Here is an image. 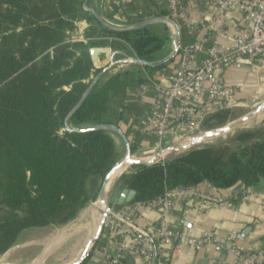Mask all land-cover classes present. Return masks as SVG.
I'll list each match as a JSON object with an SVG mask.
<instances>
[{
    "label": "trees",
    "instance_id": "obj_1",
    "mask_svg": "<svg viewBox=\"0 0 264 264\" xmlns=\"http://www.w3.org/2000/svg\"><path fill=\"white\" fill-rule=\"evenodd\" d=\"M85 2L0 0V253L24 229L72 219L96 198L102 179L118 159L119 145L111 131L65 130L66 116L105 68L95 66L105 62L97 59L94 64L91 50H118L126 42L137 58L153 62L151 54L161 48L160 39L149 35L150 26L118 31L99 24L100 34L110 40L94 38L90 27L85 41H68L76 21H96L84 9ZM154 41L158 45L146 50ZM99 57L103 60L105 54ZM134 69L142 67L101 76L69 118V127H119L126 89L145 81ZM115 107L118 114L112 118ZM253 138L250 133L241 135L237 144L246 145ZM263 179L264 138L239 154L213 146L193 148L166 162L136 167L122 182L136 193L130 204H146L178 187L252 189Z\"/></svg>",
    "mask_w": 264,
    "mask_h": 264
},
{
    "label": "crops",
    "instance_id": "obj_2",
    "mask_svg": "<svg viewBox=\"0 0 264 264\" xmlns=\"http://www.w3.org/2000/svg\"><path fill=\"white\" fill-rule=\"evenodd\" d=\"M182 2L187 8L188 20L185 23H178V46L187 45L203 35L214 8V5L207 1L182 0ZM229 2L233 8L227 16L218 21L213 32L212 41L218 44H230L229 41L218 38L217 33L221 30L228 36L244 34L248 31L247 23L235 7L238 0H229ZM150 5V0L86 1V8L93 10L101 22L118 30L139 26L158 16L157 9ZM101 22L96 20L93 23L98 26ZM90 26L91 24L87 22H79L73 32L72 40H86L84 35ZM170 42L174 50L175 41ZM98 49L101 50L98 53V62L101 63L99 55L104 50ZM109 51L112 53L111 50ZM115 54L119 56V52H114V57ZM108 56L109 54L104 60L105 63L108 61ZM178 65L177 53L163 69L146 68L145 81L126 89L119 108L118 126L131 147L137 148V151H149L155 141L151 129L145 124V117L153 99V91L148 86V80L166 81ZM249 71V67H230L221 72L220 78L226 84L241 86L240 97L264 90V73L248 76ZM204 186L208 185L204 184ZM236 187L220 190V194L233 196ZM249 191L250 194L247 196H233L227 204L216 206L202 207L197 200L175 198L166 218L170 229L194 238H200L207 233L211 242L203 247L185 245L178 253H174L170 246L160 245L149 260L140 256L136 250H132L122 264H237L233 250L250 252L264 247V179ZM112 214V220L118 215L129 217L134 224L144 230L154 229L162 219V210L158 201L117 205ZM229 236L232 237V243L227 241ZM135 238L136 235L124 223L115 219L112 226L105 228L100 243L84 264H98L103 253L113 256L118 251V244L133 241Z\"/></svg>",
    "mask_w": 264,
    "mask_h": 264
},
{
    "label": "built area",
    "instance_id": "obj_3",
    "mask_svg": "<svg viewBox=\"0 0 264 264\" xmlns=\"http://www.w3.org/2000/svg\"><path fill=\"white\" fill-rule=\"evenodd\" d=\"M196 1H207L214 5L205 32L187 45L178 46V68L166 81L148 80L153 99L145 117V124L155 138L152 154L164 150L171 139L175 140L176 137L178 140L177 135L183 130L188 131L184 138L188 140L206 133L203 128L210 116L238 106L242 87L224 83L220 78L224 69L249 67L248 76L264 73V0H238L235 7L247 23L248 31L235 36H228L223 30L219 31L218 38L229 41L228 45L213 42L212 36L218 21L227 16L233 5L229 0ZM150 2L159 14H163L161 17L170 18L177 23L187 22L188 12L182 0ZM236 186L233 196L250 194L249 189L243 185ZM233 196H223L219 189L204 185L166 191L157 200L162 210V219L151 230L141 229L129 217L115 216L136 238L118 244V251L114 256L103 253L98 264H122L132 250L149 260L160 245L170 246L174 253H178L185 245L203 247L209 244L211 238L207 233L200 238H194L170 229L166 218L172 201L175 198L194 199L205 207L225 205ZM114 220L109 215L104 222V228L112 226ZM227 241L232 243V237H227ZM233 253L237 264H264V247L250 252L233 250Z\"/></svg>",
    "mask_w": 264,
    "mask_h": 264
},
{
    "label": "rangeland",
    "instance_id": "obj_4",
    "mask_svg": "<svg viewBox=\"0 0 264 264\" xmlns=\"http://www.w3.org/2000/svg\"><path fill=\"white\" fill-rule=\"evenodd\" d=\"M151 5L154 6L153 4ZM85 10L88 11L87 9ZM157 14L158 16L153 17L152 19L166 18L164 16L161 17L160 15H163V14H159V12ZM79 22H82V20L81 21L78 20L74 23L75 29H76V25ZM83 22H86V21H83ZM176 24L178 25L177 22ZM90 27L95 29L94 32L92 31L94 38H97L100 40H107V39L110 40L109 38L100 34V28L96 24L91 23ZM90 27H88L87 30H89ZM146 27H149L148 29L149 35L155 36L160 39L159 44L161 45V48L151 54V56H154L156 58V60L153 62L162 64V63L171 61V60H168V57L173 52V48L170 45L171 44L170 41L173 40V36H174L173 27L170 24H164V23H153ZM73 32L67 33V37L69 39L68 41H76V40H72ZM156 45H158L157 42L155 41L151 42L145 49L146 50L152 49ZM102 49L104 50L103 53L105 54V58L101 61L103 62L104 60H106V56L107 54H109L108 61L104 65L103 64L97 65V67L101 66L103 68V67H106L108 64L113 63L112 68L107 73H105L104 76H110L126 68H132L133 66H137L132 63V59H139V58L133 55V52L131 50V46L129 43L122 42L118 50L110 49L108 47L102 48ZM107 50L108 51L111 50L113 54L110 51L109 53L106 54L105 52H108ZM114 52L115 53L119 52V56L115 54L116 57H114ZM146 70L147 69H145V67H142V69H134V72L137 76L146 78V73H147ZM237 104L238 106L233 107L230 110L219 112L221 114V116L219 117H213L216 114L210 116L204 124L205 125V128H203L204 132H210V131L219 129L223 127L224 125L243 117L244 115L254 111L258 107L263 105L264 104V90L258 91V92H251L244 97H240L237 101ZM117 114H118V109L117 107H115L114 110L111 112V117L115 118L117 117ZM252 118L247 120L243 125H241V127L226 134L225 136L219 137L218 139L212 142L199 145L193 148L203 147V146H213L217 148H225L226 151L228 150V153L235 152L239 154L244 149L245 146L252 145L256 142V140L264 138V115L258 119H257V116H254ZM187 132L188 131H184V130L179 132L177 135L178 140H176V137H175L176 141L171 139L170 143L163 149H166L171 146L173 147L177 146L179 141H181L182 138L184 139L185 136L188 134ZM248 133L253 135L254 138L253 140H251L253 142H249L246 145L243 144L242 146L238 145L237 144L238 138L241 135L248 134ZM59 134H62V132H59ZM111 134L117 140L118 145H119V156L115 163L117 164L120 161H122L125 157V147H124L122 140L120 139L118 135H116L112 131H111ZM193 148H190L183 152L171 153L167 155L164 160L158 163H163L174 157L181 156ZM137 150H138L137 148L131 147L132 158L137 157L135 159H148L149 157L154 155L152 154L154 153V150H152V148H150L149 151H144V152L137 151ZM156 153H159V152L156 151ZM135 168L136 167H130L127 170H125L122 174L120 173L121 175L116 176L115 179L111 182V185L109 186V188L107 189L106 206L110 209V212H111V214H109L110 216H112V213H114V210L117 207L116 202H117V198H118V195L121 189L125 187L122 182L123 177L133 173L135 171ZM101 184H102V181L100 183V187H101ZM97 206H99L101 210V211L98 210L99 213L103 214V211H102L103 207L98 202H96V198H95L94 200L87 201L84 204V206H82L78 210L76 215L72 219L68 220L67 222L60 223V224L53 223V224H48L43 227H33V228L22 230L19 233L18 237L16 238L15 242L9 247V249L4 253H0V264H31L32 261L37 259L43 253L45 246L54 240L60 241V242L55 246V248L50 253H48L43 258L42 264H70L71 261L76 259V257H78L85 250L84 249L85 246L83 245L85 243L84 236H83L85 235L84 233L85 231L81 230V227H80L83 224V222H85V220H81L83 219L84 212L89 208H94V207L97 208ZM78 226L80 229L78 228ZM74 230H78L79 232L73 233ZM104 230L105 228L103 226L101 236ZM101 236L98 238L95 246L92 248L88 257L85 259V261L82 264L86 263L89 260V258L93 255V252L96 246L100 243ZM76 252L78 254L74 255V253Z\"/></svg>",
    "mask_w": 264,
    "mask_h": 264
},
{
    "label": "water",
    "instance_id": "obj_5",
    "mask_svg": "<svg viewBox=\"0 0 264 264\" xmlns=\"http://www.w3.org/2000/svg\"><path fill=\"white\" fill-rule=\"evenodd\" d=\"M84 8L87 9L88 11H90L94 17L96 18V20H98L99 22L100 19L99 17L94 13L93 10L86 8V2L84 4ZM153 23H164V24H170L173 29H174V36H173V40L175 41L174 44V50L172 52V54L168 57V60H172L175 55L178 53V45H177V41L179 40V26L176 24L175 21H173L172 19L169 18H154L151 20H148L142 24H140L139 26L130 28V29H122V30H118L115 29L107 24H105L104 22H101V24L109 29L112 30H118V31H128V30H132V29H139V28H144L148 25H151ZM100 49H93L91 50V56H92V60L94 63H96V60L98 59V53L100 52ZM108 51V50H107ZM132 63L134 65L137 66H142V67H148V68H153L156 65H158L159 63L156 62H148L142 59H132ZM113 66V63L108 64L97 76H95L91 83L89 84L87 90L85 91L84 95L82 96V98L79 100V102L77 103V105L71 110V112L66 116L65 120H64V125H65V130L68 132H76V133H87V132H91V131H96V130H109L114 132L116 135H118L120 137V139L122 140L124 147H125V157L122 161H120L119 163L115 164L110 170L109 172L104 176L103 180H102V184L101 187L98 191V194L96 196V202H98L103 208V218H102V222L95 234V236L89 240L87 247H86V251L84 254H82L80 256V258L74 262H71L70 264H82L85 259L88 257L90 251L92 250V248L95 246L96 241L98 240V238L101 236L102 230H103V226H104V222L107 218V216L109 214H111L110 209L106 206V193H107V189L110 186V183L114 177V174L116 172H118L121 169H125L127 170L130 167H140V166H150L153 165L155 163H158L162 160H164L166 158L167 155L171 154V153H176L180 150H188L190 148L199 146V145H203L209 142H212L216 139H218L219 137H223L226 134L236 130L237 128L241 127L242 124H244L247 120H249L250 118L258 115L261 111L262 108L264 107L263 105H261L260 107H258L257 109H255L254 111L244 115L243 117L234 120L226 125H224L223 127L210 131L211 134L208 136L203 137V135L197 136L195 138L189 139L187 141V143L183 144V142L186 140H181L177 146H171L168 147L164 150H162L159 153L154 154L153 156H151V160H146V159H136L134 160L132 158V154H131V146L129 141L127 140L126 136L124 135V133L121 131V129L117 126H113V125H107V124H100V125H96V126H91V127H85V128H70L68 125V120L69 118L72 116V114L81 106V104L84 102L85 98L89 95L91 89L93 88V86L96 84V82L98 81V79L103 76L105 73H107ZM207 133V132H206ZM205 133V134H206ZM182 144V145H181ZM163 155V156H162ZM124 170V171H125ZM123 171V172H124ZM122 172V173H123ZM121 173V174H122ZM120 174V175H121ZM136 196L135 191L130 190L127 187H124L121 189L118 198H117V202L116 204L118 206H123L125 204H129L131 203L134 198Z\"/></svg>",
    "mask_w": 264,
    "mask_h": 264
},
{
    "label": "bare ground",
    "instance_id": "obj_6",
    "mask_svg": "<svg viewBox=\"0 0 264 264\" xmlns=\"http://www.w3.org/2000/svg\"><path fill=\"white\" fill-rule=\"evenodd\" d=\"M264 106V105H263ZM264 115V107L262 108V111L258 114V115H256L257 116V119L258 118H260V117H262ZM256 118V117H255ZM253 119V118H252ZM255 124V123H254ZM243 125V124H242ZM249 127V126H248ZM211 134V132H207L206 134H204L203 135V137H205V136H208V135H210ZM187 141H188V139L187 140H185L184 142H183V144H185V143H187ZM182 145V144H181ZM183 151H185V150H180V151H178V152H183ZM177 152V153H178ZM163 156V155H162ZM133 159L134 160H136L134 157H133ZM146 160H151V159H146ZM125 169H121V170H119L118 172H116L115 174H114V177H113V179H112V181L115 179V177L116 176H118V175H120V173H122L123 171H124ZM111 181V182H112ZM110 185H111V183H110ZM109 188V187H108ZM98 210H100V207L99 206H97V208L96 207H94V208H89V209H87L85 212H84V215H83V219H81V220H85V222H83V224L80 226L81 227V230H83V231H85L84 233H85V235H83L84 236V246H85V250L83 251V253H81L78 257H76V259H74L73 261H71V262H74V261H76V260H78L79 258H80V256L82 255V254H84L85 253V251H86V247H87V244H88V242H89V240H91L94 236H95V234H96V232H97V230H98V228H99V226H100V224H101V222H102V218H103V215L102 214H100L99 213V211ZM101 211V210H100ZM78 228H79V226H78ZM80 229V228H79ZM78 229V230H79ZM78 230H74V232L73 233H78L79 231ZM60 236V235H59ZM60 241H56V240H54V241H52L51 243H49V244H47L46 246H45V249L43 250V253L37 258V259H35L34 261H32V263L31 264H42V260H43V258L48 254V253H50L54 248H55V246L59 243ZM47 243V242H46ZM78 253L76 252V253H74V255H77Z\"/></svg>",
    "mask_w": 264,
    "mask_h": 264
}]
</instances>
